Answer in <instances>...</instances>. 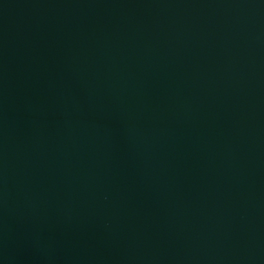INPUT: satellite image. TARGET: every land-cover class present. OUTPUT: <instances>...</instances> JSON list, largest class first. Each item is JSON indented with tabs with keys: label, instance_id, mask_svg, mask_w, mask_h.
Returning a JSON list of instances; mask_svg holds the SVG:
<instances>
[{
	"label": "water",
	"instance_id": "95a60500",
	"mask_svg": "<svg viewBox=\"0 0 264 264\" xmlns=\"http://www.w3.org/2000/svg\"><path fill=\"white\" fill-rule=\"evenodd\" d=\"M0 264H264V0H0Z\"/></svg>",
	"mask_w": 264,
	"mask_h": 264
}]
</instances>
